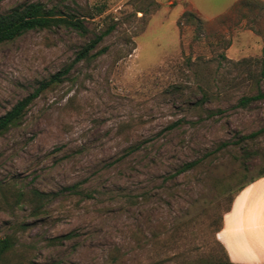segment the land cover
I'll return each instance as SVG.
<instances>
[{
  "label": "rangeland",
  "instance_id": "obj_1",
  "mask_svg": "<svg viewBox=\"0 0 264 264\" xmlns=\"http://www.w3.org/2000/svg\"><path fill=\"white\" fill-rule=\"evenodd\" d=\"M191 1L1 0V13L40 2L85 32L58 22L1 43L0 115L89 41L99 53L0 135V240L13 241L0 264L225 259L222 216L264 165L241 157L264 149V132L241 138L264 128V97L238 105L264 92V0Z\"/></svg>",
  "mask_w": 264,
  "mask_h": 264
},
{
  "label": "trees",
  "instance_id": "obj_2",
  "mask_svg": "<svg viewBox=\"0 0 264 264\" xmlns=\"http://www.w3.org/2000/svg\"><path fill=\"white\" fill-rule=\"evenodd\" d=\"M1 2V0H0ZM52 8H47L44 4L40 2H30L22 5H18L7 12L1 13L0 12V44L6 41H11L21 34L29 31V30H40L44 28H50L52 25H57L58 22H65L72 26L73 28L79 30L80 32H85L84 26L81 24L82 22L79 19H66L56 16ZM191 19H195V17L190 14ZM97 39H93L86 43L79 51H77L75 58L72 63L63 67L61 70L57 71L56 73L49 76L48 79L43 80L39 83L38 87L34 89L31 93L24 96L20 100H18L8 111L4 114L0 115V135L6 132L10 127L17 125L27 107L30 103L39 95V93L48 88L49 86L61 82L70 72L71 68L73 67L74 63L80 60H89L92 59L98 54L99 52L91 53V51L96 46ZM261 74L264 75V64L261 67ZM264 92L257 89V93L255 95L250 96H242L238 99V105L240 106H247L252 100L263 98ZM203 99H201V103L207 100V95L204 93ZM261 132H264V128L258 131L252 132L248 135H244L241 137L242 139H247L251 137H255L259 135ZM247 143V141H236L235 144L241 145L242 143ZM226 145V144H225ZM241 157L245 160L249 155L256 154L259 155L261 160L264 163V149L261 150H250L246 148H242L241 150ZM198 161H190L183 164L178 172H184L194 168L197 165ZM243 168L245 167V162H243ZM264 176V165L260 168L257 176L250 178L247 182H240L236 188L237 193L244 188L245 185L254 181L255 179ZM78 185L74 184L67 187L68 190H75ZM236 193V194H237ZM23 196V193L19 194ZM31 195L33 200H38L45 196L44 193L33 189L31 190ZM234 198V197H233ZM231 199L229 207L225 210L230 209L231 203L233 201ZM13 241L10 238H4L0 240V263H2L3 255L12 247ZM225 252V250H224ZM204 264H241V263H234L231 262L225 252V259H218L216 261L207 262ZM257 264H264V263H257Z\"/></svg>",
  "mask_w": 264,
  "mask_h": 264
},
{
  "label": "crops",
  "instance_id": "obj_3",
  "mask_svg": "<svg viewBox=\"0 0 264 264\" xmlns=\"http://www.w3.org/2000/svg\"><path fill=\"white\" fill-rule=\"evenodd\" d=\"M216 239L231 262L264 263V176L235 195L222 216Z\"/></svg>",
  "mask_w": 264,
  "mask_h": 264
}]
</instances>
